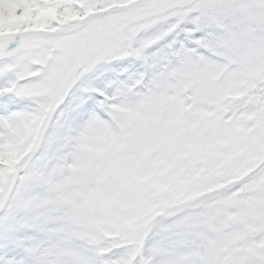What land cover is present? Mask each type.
<instances>
[{"label": "snow or ice", "instance_id": "6c2138e0", "mask_svg": "<svg viewBox=\"0 0 264 264\" xmlns=\"http://www.w3.org/2000/svg\"><path fill=\"white\" fill-rule=\"evenodd\" d=\"M0 264H264V0H0Z\"/></svg>", "mask_w": 264, "mask_h": 264}]
</instances>
